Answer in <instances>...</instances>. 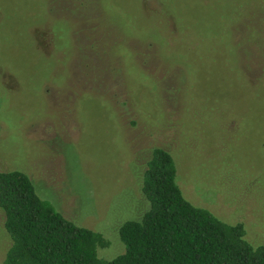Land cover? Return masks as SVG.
I'll use <instances>...</instances> for the list:
<instances>
[{
    "label": "rangeland",
    "instance_id": "374dc122",
    "mask_svg": "<svg viewBox=\"0 0 264 264\" xmlns=\"http://www.w3.org/2000/svg\"><path fill=\"white\" fill-rule=\"evenodd\" d=\"M153 148L264 245V0H0V170L100 233L101 259L148 209ZM9 245L0 211V264Z\"/></svg>",
    "mask_w": 264,
    "mask_h": 264
},
{
    "label": "trees",
    "instance_id": "16d2710c",
    "mask_svg": "<svg viewBox=\"0 0 264 264\" xmlns=\"http://www.w3.org/2000/svg\"><path fill=\"white\" fill-rule=\"evenodd\" d=\"M170 153L153 148L141 193L148 209L118 230L124 252L105 260L107 240L78 227L38 197L29 177L0 170V211L10 240L4 264H264V245L253 246L242 224H226L188 202L176 183Z\"/></svg>",
    "mask_w": 264,
    "mask_h": 264
}]
</instances>
